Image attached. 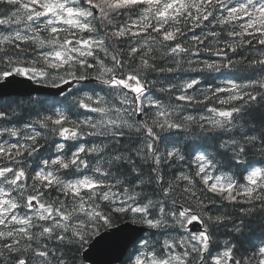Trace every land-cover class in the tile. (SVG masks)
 <instances>
[{"label":"snow or ice","instance_id":"6c2138e0","mask_svg":"<svg viewBox=\"0 0 264 264\" xmlns=\"http://www.w3.org/2000/svg\"><path fill=\"white\" fill-rule=\"evenodd\" d=\"M0 264H264V0H0Z\"/></svg>","mask_w":264,"mask_h":264},{"label":"trees","instance_id":"16d2710c","mask_svg":"<svg viewBox=\"0 0 264 264\" xmlns=\"http://www.w3.org/2000/svg\"><path fill=\"white\" fill-rule=\"evenodd\" d=\"M258 235V234H257Z\"/></svg>","mask_w":264,"mask_h":264}]
</instances>
